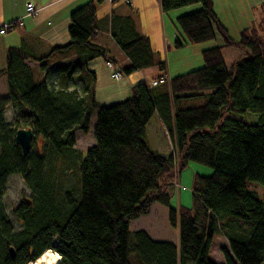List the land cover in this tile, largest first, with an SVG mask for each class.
<instances>
[{
    "label": "trees",
    "instance_id": "16d2710c",
    "mask_svg": "<svg viewBox=\"0 0 264 264\" xmlns=\"http://www.w3.org/2000/svg\"><path fill=\"white\" fill-rule=\"evenodd\" d=\"M102 2L88 0L72 11L69 42L45 56L24 44L6 51L0 70L7 88L0 98V264L33 263L47 250L59 255L58 264H213L209 251L216 236L227 245L220 250L224 264H264V7L258 27L234 40L212 0H159L162 14L200 5L175 19L180 32L174 49L216 36L222 41L201 51L202 67L167 79L165 62L155 59L129 16L110 21L111 38L128 65L118 68L94 43ZM226 48L242 53L229 68ZM96 58L113 63L121 75L153 67L162 75L155 85H133L123 102L99 106L95 74L88 70ZM26 62L36 63V71ZM7 107L13 111L9 124ZM247 113L259 120L238 118ZM93 114L94 144L83 157L74 148L75 132L87 134ZM18 130L33 134L27 155L14 142ZM57 162L60 172H75L76 186L63 189L56 181ZM189 162L212 173L195 176L190 208H173L174 180ZM12 175L31 193L11 212L22 227L17 232L1 202ZM247 183L258 184L262 194ZM153 204L166 208L177 245L129 231Z\"/></svg>",
    "mask_w": 264,
    "mask_h": 264
},
{
    "label": "rangeland",
    "instance_id": "374dc122",
    "mask_svg": "<svg viewBox=\"0 0 264 264\" xmlns=\"http://www.w3.org/2000/svg\"><path fill=\"white\" fill-rule=\"evenodd\" d=\"M7 1V0H5ZM18 0H16L17 2ZM36 1V0H30ZM132 3H136V9L138 12V19L140 20L142 27H146L150 33L153 31L160 32V28L163 24L165 28V34L170 41L169 49L164 48L162 38L156 37L153 39L152 45L156 52H159V57L165 62L166 70L165 74L169 78L188 73L203 66L201 57V51L210 47L218 46L222 43L219 36L212 41H207L195 45H187L180 49H174L172 44L176 39L177 33L180 32L176 26L175 19L181 15L192 13L200 9L199 4H193L185 6L167 14L162 15V19L158 15V0H130ZM2 2V0H0ZM213 11L218 16L221 24L227 30L230 38L234 40L239 39L240 32L248 28H257L261 21L262 14L260 8L256 5H261L264 0H212ZM106 6H110L104 3ZM257 8V9H256ZM254 23V24H253ZM3 26V25H2ZM1 27V26H0ZM261 34V33H260ZM157 35V33H156ZM20 45V38L18 29H13L0 35V68L5 65L6 51L10 47H18ZM231 50L224 53V61L230 66L232 61H235L242 56L239 50L230 48ZM65 62H69L68 59ZM2 63V64H1ZM88 70L95 74L96 82L94 87L95 103L99 106H111L120 102H123L131 95V87L137 84L139 78L135 73L130 75H121L119 81L113 80L110 76V70L107 68L105 61L102 58H96L89 62ZM153 71H145V74H151ZM156 81V80H155ZM154 82V81H153ZM1 86V85H0ZM7 91V89L5 88ZM13 111L10 107H7L4 112V122L9 124L12 122ZM244 123L255 124L259 120V116L255 114L247 113L239 116ZM95 124V115L93 114L90 121V129L87 134H82L79 131L75 132V150L82 153L84 157L86 149L90 148L94 144L93 127ZM41 142L35 140L34 147L39 149ZM55 179L62 186L63 189H69L76 186L77 177L74 171L60 172L59 162L55 163ZM212 173V170L204 165L189 162L180 172V177L174 180V190L171 197V207H184L190 208L192 205L191 188L194 182L195 176H208ZM247 187L252 190H258L262 194V188L256 183H247ZM30 189L25 182L18 175H12L8 177L6 186L1 198L3 210L6 214L7 221L13 231L17 232L22 227L16 219L12 216V211L18 207V205L30 197ZM261 199V195L258 196ZM164 210L159 204H155L152 214L148 217H140L136 221H133L129 227L130 232L136 231L135 224L141 222L140 225L150 227L151 232L159 235L158 237L172 236V229L167 221V212H161L159 209ZM151 209V207H150ZM150 213V211H149ZM147 216V215H146ZM227 249L226 242L221 237H214L209 251V259L213 264H224L222 254L220 250ZM38 261V260H37ZM37 261L32 264H36Z\"/></svg>",
    "mask_w": 264,
    "mask_h": 264
},
{
    "label": "crops",
    "instance_id": "0c3cea01",
    "mask_svg": "<svg viewBox=\"0 0 264 264\" xmlns=\"http://www.w3.org/2000/svg\"><path fill=\"white\" fill-rule=\"evenodd\" d=\"M87 1L88 0H18L16 2V0H2V2H0V26L13 22L20 23V26H17L15 28L18 29L20 45L24 44L28 51L38 57L45 56L53 47L63 46L69 42V36L67 32L69 26V15L72 11L84 5ZM27 4H32L35 8V12L32 15L26 14ZM157 4L159 9L158 15L160 16V19H162L163 14L160 11L159 0ZM256 6H258L257 8H260L261 10V8L264 7V3H261V5L259 4ZM96 8L98 18V30L94 43L103 47L107 51L108 56L117 63L118 68L119 66L123 67L128 65V60L119 51L118 47L111 38V16L131 17L136 32L148 38L150 47L155 55V59L157 61H162L159 57V52L155 51L152 42L153 39L156 40V37H160L162 38L164 48L167 50L169 49L170 41L168 40L165 34V28L163 24L160 28V32H156L155 30L153 31L154 33H150V31H148L146 27L143 28L140 20L138 19L136 3L134 4L130 0L129 4H126L125 2H119L118 4L113 6H106L104 2H102L98 4ZM216 17L218 19L217 15ZM230 50V48L224 49L222 51V55L224 56V53ZM26 64L31 69L36 71V68L38 66L36 63L26 62ZM225 65L227 68L230 67L226 63ZM3 68L4 67H1L0 70H2ZM145 71L153 72H150L151 74H145ZM134 73L137 75V78H139L138 83H143L146 85L151 84L154 80L160 77V75H162L158 72L157 68L155 67L143 71H137ZM164 77L169 79L168 75L166 74L164 75ZM0 85V98H4L7 96V91L5 90L6 82L3 76H0ZM179 177L180 175H178V178ZM153 207H155V204L151 206L150 213L144 217H148L152 214ZM156 209H159L165 214L167 212L166 208H164V210H161V208L159 207ZM137 219L133 221H136ZM133 221L130 222L129 227L130 225H132ZM140 224L141 222L135 224L134 228L136 231L134 232L143 231L154 242H169L173 245L178 244V233L176 229H172L173 233L170 238L165 236H162L161 238L158 237L159 235L152 233L150 227H146Z\"/></svg>",
    "mask_w": 264,
    "mask_h": 264
},
{
    "label": "built area",
    "instance_id": "2783aa9c",
    "mask_svg": "<svg viewBox=\"0 0 264 264\" xmlns=\"http://www.w3.org/2000/svg\"><path fill=\"white\" fill-rule=\"evenodd\" d=\"M104 3L108 4V5H116L119 2H125L126 4H129V0H102ZM35 12V8L32 4H27L26 6V14L27 15H32ZM17 26H20V23L18 22H13V23H9V24H5L3 26L0 27V35L5 34L8 31H11L13 29H15ZM107 68L110 70V76L113 80H120L121 78V74L117 69V66H115L113 63L111 62H107L106 63ZM157 81L152 82V85H155ZM32 264V263H29Z\"/></svg>",
    "mask_w": 264,
    "mask_h": 264
},
{
    "label": "water",
    "instance_id": "95a60500",
    "mask_svg": "<svg viewBox=\"0 0 264 264\" xmlns=\"http://www.w3.org/2000/svg\"><path fill=\"white\" fill-rule=\"evenodd\" d=\"M33 134L30 130H18L15 133L14 142L18 145L23 155H27L31 148ZM12 251H10L11 253Z\"/></svg>",
    "mask_w": 264,
    "mask_h": 264
},
{
    "label": "bare ground",
    "instance_id": "6f19581e",
    "mask_svg": "<svg viewBox=\"0 0 264 264\" xmlns=\"http://www.w3.org/2000/svg\"><path fill=\"white\" fill-rule=\"evenodd\" d=\"M59 261V255L52 250H47L41 255L36 264H58Z\"/></svg>",
    "mask_w": 264,
    "mask_h": 264
},
{
    "label": "flooded vegetation",
    "instance_id": "af4514ba",
    "mask_svg": "<svg viewBox=\"0 0 264 264\" xmlns=\"http://www.w3.org/2000/svg\"><path fill=\"white\" fill-rule=\"evenodd\" d=\"M12 254V253H11Z\"/></svg>",
    "mask_w": 264,
    "mask_h": 264
}]
</instances>
